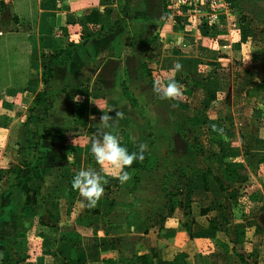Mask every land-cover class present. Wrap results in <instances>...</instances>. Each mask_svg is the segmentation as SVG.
Listing matches in <instances>:
<instances>
[{"label": "crops", "instance_id": "1", "mask_svg": "<svg viewBox=\"0 0 264 264\" xmlns=\"http://www.w3.org/2000/svg\"><path fill=\"white\" fill-rule=\"evenodd\" d=\"M235 2L243 10L241 23L232 26L226 18L223 31L211 35L183 20L176 24L171 16L162 23L164 0H0V264H132L134 256L142 255L154 264H242L230 250L218 248L200 210L221 193L223 204L241 197L249 204L264 203V153L253 152H264V95L248 91L264 79L237 94L229 74L233 66H243L238 56L254 60L252 67L258 64L261 48L249 43L256 30L244 33L242 26L264 21V0ZM92 10L110 12L100 18L104 25L119 23L112 33L57 58L44 86L45 59L79 42V35L88 32L85 18ZM52 28L66 30L67 36ZM176 62L182 65L179 72ZM176 78L183 79L179 86L188 101L181 96L165 100L155 90ZM43 91L45 103L32 109ZM244 98L252 104L243 107L242 116L235 115V105ZM104 113L112 116L111 129L99 121ZM101 131H112L129 152L147 146L143 161L125 169L131 179L124 184L91 153ZM203 133L209 135L210 151L205 172L190 170L176 179L164 170L163 160L152 158L156 151L182 152ZM34 143L40 160L17 176L8 173ZM82 169L95 171L104 182L95 206L71 186ZM166 182L180 191L188 184L187 197L200 208L201 220L193 216L189 232L181 220L178 225L169 220V206L162 212L159 198ZM251 184L256 188L247 191ZM154 216H165L162 229L154 226ZM262 240L252 239V247H261ZM237 241L245 242L243 237Z\"/></svg>", "mask_w": 264, "mask_h": 264}, {"label": "rangeland", "instance_id": "2", "mask_svg": "<svg viewBox=\"0 0 264 264\" xmlns=\"http://www.w3.org/2000/svg\"><path fill=\"white\" fill-rule=\"evenodd\" d=\"M229 3L230 5H229L228 14L220 16L218 18V23L222 25V27L216 26L211 29L208 25L205 24L204 21L203 22H199L198 20L197 21L185 20V21L192 22L190 24L194 25L195 29L201 33L206 32L207 34H211V35L212 34L214 35V33L219 34L225 28L226 18L228 19L229 25L237 26L241 23V18L243 17L242 15L243 10H241V8L237 6L235 0H230ZM263 13H264V9H263ZM250 25L251 27H249ZM242 28L244 30V33L247 32L248 30L250 31L256 30L257 35L254 36V38L252 39V41H254L255 43H253L252 41H250L249 43L250 45L259 46L261 48L262 55L258 56V58H255L258 64L254 65L253 67L252 65L254 64V60L252 61L251 59L252 55L250 52L246 54V57L250 58L251 61H245L242 59L243 57L241 58L239 56L237 57L238 60L236 62L241 63L243 66L240 68L233 66V68H236V69L234 71H229L230 77H232V79H230V82L234 81L235 90L237 94L240 91H243L241 92V94L245 93V91L248 88H251L253 86V82L255 81L258 82L261 79H264V21L259 22V23L254 22L253 24L246 22V24L243 25ZM210 31L211 33H209ZM193 98L195 102L196 97L194 96ZM241 104H242L241 106L235 105L237 106L236 110H238L235 115L239 113L242 116L244 112L243 107L250 106L252 103L249 100L247 101V99L245 100L244 98ZM239 122H241L242 126L247 125V120L243 119L242 121L240 119ZM245 127H248V126H245ZM245 130H248V129H245ZM257 134L259 136L258 140H261L260 138L263 137V131H261V133L259 131ZM187 136H189V134H187ZM197 139L199 142L197 141L196 143H194L192 147H186L185 149L182 150V152L175 151L173 148H171V149H166L165 151L164 150L156 151V154L153 155L152 158H155L156 160L158 159L163 160L162 165L165 166L164 170H167V173L174 175L176 179L177 178L181 179V178H184L185 175H189L191 173L190 170H192V172L194 171L198 173H202V171L205 172L207 170L208 159L210 155V151L208 149L209 135L203 133L201 136L197 137ZM256 145H258V143ZM256 147L257 146H255V148ZM172 149L174 150V152ZM253 152H255V154L259 156H263L262 153H264L263 151L259 150V148H256V150H253ZM209 168L211 169V167ZM213 170L214 172H217L215 171V169ZM210 173H212V171ZM224 180L225 181H223V184L228 185L227 183L228 179H224ZM163 185L165 186L163 190L164 193L161 194L163 195V197L160 196L159 202L163 208L162 212L166 213L168 208L169 207L171 208L170 203H169V197H170L169 193L172 191V189L174 190V188L170 183H167V182L164 183ZM217 185L216 183L212 184V186L215 188V191H217ZM187 186L188 184L186 185L183 184V186H181L182 187L181 190L185 192V194L183 195L185 209L180 210L178 214L173 217L171 213H169L168 211V213L170 214L169 220L175 223L176 225H178V220H181L182 221L181 223L183 224L184 223H187V224L194 223V222H191V219L193 220L194 217L198 220H201V216L199 215L200 208L199 206H195V199L193 203L194 205H191V203L193 202V199H190V197H187L188 194L190 193ZM238 186L239 185H237L236 187ZM261 187L264 191V185H262ZM255 188L256 187H254L253 184L248 185L247 191L254 190ZM240 190H241V187H240ZM255 193L257 194V192ZM222 196H223L222 193L218 194L217 197L214 198L213 202L209 203L210 204L209 207L205 209V205L204 206L201 205L202 209H200V210H208L207 214L203 216L205 217V219H207V221H209V219L216 220L214 225L216 226L217 229L212 230V231H213V234H215L214 238L217 241L216 244L218 248L226 249V250L228 249L231 251L233 244H235L236 250L238 252H241L242 254L246 256V258H248L247 259L248 262H246L247 264H252L254 262V261H251L250 258H258L256 259L255 262H258L259 264H264V203H262L261 205L260 203L256 204L255 202H252V204H249L246 202V198L241 197L242 199L240 198L238 201L234 199L233 200L230 199V200H226V202H224L223 204ZM251 196H256V195L251 194ZM246 210H247V214H244L243 212H245ZM183 211L186 212L187 214L186 217L182 216ZM156 217L157 216H154V221L156 220ZM246 226L250 227L248 229L249 231H247ZM186 228H187V232H189L188 230L189 228L188 227ZM242 237L245 240V242H243L245 244L242 243L243 246L241 244L243 240L241 242L239 241L236 242V240H241ZM262 237H263L262 246L260 247V245L259 246L255 245V247H252V239L253 241L255 240V242L258 244L259 243L258 241H260ZM247 242H251V244ZM217 246H215V248ZM231 253L234 254L233 251H231ZM248 255H251V256H248Z\"/></svg>", "mask_w": 264, "mask_h": 264}, {"label": "trees", "instance_id": "3", "mask_svg": "<svg viewBox=\"0 0 264 264\" xmlns=\"http://www.w3.org/2000/svg\"><path fill=\"white\" fill-rule=\"evenodd\" d=\"M109 14H110L109 11H103L102 12V11H99V10H92L85 18L86 19V23H87V27H88V32L87 33H82V34L79 35V42H77V43L70 42V43H68V45L66 46V48L64 50H58V51L54 52L53 54H50L45 59V62L43 63V66H42V72H41V81H42L44 86H47L49 84L50 80L53 77L52 66H53L54 61L57 58H59L63 53H65L67 51H73V50H75V49H77L78 47H81V46H85L92 39L98 38V37H103V36L108 35V34H110V33H112L114 31L117 23H119V22H114L111 25H104L101 22V20H100L102 15H109ZM168 18H170V12H169V10H168V8H167V6L165 4V1H164V12H163V16H162L161 22L163 23ZM173 21L176 24H180V25L182 24V18L179 17V16H174L173 17ZM51 31L55 33L56 30H54L52 28ZM56 33L64 35V36H67L66 30L65 31L64 30H62V31L59 30V31H56ZM144 74L147 77H150L149 71H146L145 69H144ZM174 80L177 81L178 85H181L184 82L182 78H176ZM121 87H122V92L125 95V97L127 99H129V101L131 102L132 105H134L135 103H134L133 99L131 98L127 87L124 84H122ZM248 91L250 93L255 94V96H259L261 94L264 95V81L259 82L253 88H251V90H248ZM248 91H247V93H248ZM185 93H187V92H183L181 97H182L183 100L188 101L189 100L188 99L189 95H188V93L187 94H185ZM45 96H46V92L45 91L39 92L35 96L32 109L43 105L45 103V101H46L45 100ZM37 149H38V144H35V143L34 144H30L27 148H25V150H24L25 154L23 155V159L21 161V164L20 165L11 166L9 168V170H8V173H10L11 175L17 176L21 168L29 169L31 167V165L35 161H39L40 157L36 155ZM244 153H245V155H248V153H249L248 149L246 147L244 148ZM38 167H39V164H37L36 168H33V169L35 170ZM209 172H210V170H209ZM203 178L205 180V176ZM217 180H218L219 188L222 191H224L225 188L222 185L221 179L217 178ZM204 183H206V182L204 181ZM183 195H184L183 191H180V190H174V191H172L170 193L169 203H170V206H171L170 213H171L172 217L176 216L180 210L185 209V206H184L185 204H184V201H183L184 200L183 199ZM207 212H208V210H201V215L204 216V215L207 214ZM182 213H183L182 214L183 217L187 216L185 211H183ZM49 216L52 217L51 215H49ZM165 221H166L165 216H158L156 218V220H155L154 226H156L159 229H162L163 226H164ZM209 221H210V224H211V229L212 230H216L217 228L214 225L216 220L215 219L214 220L209 219ZM42 222H43V220L41 219V223ZM184 226L187 227L188 224L184 223ZM231 251L234 252V254L242 262V264H244L246 259H248V258H246V256L244 254H242L241 252H238L236 250V245L235 244H233V247H232ZM248 256H251V255H248ZM256 259H258V258H256ZM69 263L70 264H79L78 261H71ZM131 263L132 264H154L152 259L149 257V255L134 256L131 259ZM255 264H259V263L255 262Z\"/></svg>", "mask_w": 264, "mask_h": 264}, {"label": "clouds", "instance_id": "4", "mask_svg": "<svg viewBox=\"0 0 264 264\" xmlns=\"http://www.w3.org/2000/svg\"><path fill=\"white\" fill-rule=\"evenodd\" d=\"M182 65L179 62L174 64V70L179 72ZM161 97L165 100L175 99L182 95V89L176 80L169 81L163 88H156ZM111 111V109H109ZM116 116L123 118V114L117 112ZM112 116L103 114L100 122L104 129H111L110 121ZM147 146L140 144L138 151L129 152L128 149L121 145L117 135L112 131H101L98 138L94 139L91 145V153L95 161L100 164H108V175H113L121 184L128 182L131 175L126 168H130L134 161H143L144 153ZM71 186L87 201L89 206H95L96 202L104 194V182L102 177L93 170H79L71 180Z\"/></svg>", "mask_w": 264, "mask_h": 264}, {"label": "built area", "instance_id": "5", "mask_svg": "<svg viewBox=\"0 0 264 264\" xmlns=\"http://www.w3.org/2000/svg\"><path fill=\"white\" fill-rule=\"evenodd\" d=\"M170 16H179L185 20L205 22L211 29L221 25L218 18L229 12L230 0H164ZM194 18V19H192ZM211 33V31L209 32Z\"/></svg>", "mask_w": 264, "mask_h": 264}]
</instances>
